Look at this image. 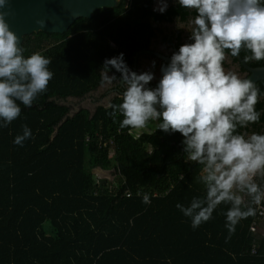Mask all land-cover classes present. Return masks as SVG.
<instances>
[{
    "label": "trees",
    "instance_id": "trees-1",
    "mask_svg": "<svg viewBox=\"0 0 264 264\" xmlns=\"http://www.w3.org/2000/svg\"><path fill=\"white\" fill-rule=\"evenodd\" d=\"M153 1L117 0L64 33L23 37V54L48 57L54 75L32 107L21 104L20 116L0 127V264H264V235L249 231L255 215L226 239L230 204L218 205L196 228L176 207L204 195L202 166L186 162L180 133L155 127L129 134L135 128H121L118 111L115 120L110 115L121 96L92 117L83 108L67 115L68 98L82 99L103 84L105 58L123 52L131 69L133 54L155 37L153 24L190 14L178 4L155 12ZM256 84L264 90V79ZM256 107L264 109V99ZM24 125L32 136L14 144ZM249 130H264V114ZM97 134L113 137L111 157L109 147H98ZM98 168H114L116 175L97 178Z\"/></svg>",
    "mask_w": 264,
    "mask_h": 264
},
{
    "label": "clouds",
    "instance_id": "clouds-1",
    "mask_svg": "<svg viewBox=\"0 0 264 264\" xmlns=\"http://www.w3.org/2000/svg\"><path fill=\"white\" fill-rule=\"evenodd\" d=\"M8 3L0 0V127L20 116L21 104L32 107L54 75L48 57L40 52L23 54L20 38L5 19ZM176 3L194 13L186 22L177 19V27L189 32L191 42L181 44L161 66L155 86H150L155 74L131 70L123 52L105 58L100 71L108 86L123 89L120 103L110 105L114 120L117 111L122 115L121 128L139 129L158 121L157 129L181 134L186 162L202 166L199 180L204 195L176 207L196 228L212 217L218 205L230 204L225 212L227 239L239 221L256 215L251 205L264 201V130H249L264 114L256 107L264 99V90L246 74L225 67L237 57L244 64L264 62V0ZM167 6L166 0H160L153 10L163 13ZM242 50L247 54L241 56ZM111 70L115 71L109 75ZM31 136L24 125L13 143L22 146ZM142 199L151 202L148 194Z\"/></svg>",
    "mask_w": 264,
    "mask_h": 264
},
{
    "label": "water",
    "instance_id": "water-1",
    "mask_svg": "<svg viewBox=\"0 0 264 264\" xmlns=\"http://www.w3.org/2000/svg\"><path fill=\"white\" fill-rule=\"evenodd\" d=\"M154 2L155 6H157V0ZM115 3V0H9V3L5 6V10L8 12L5 19L9 24L10 30L17 34L22 44L25 35L38 31L58 34L64 33L76 20L80 18H89L98 9L113 7ZM38 20H42L44 23L42 25L37 24ZM175 51L177 50H174V52ZM150 53L160 57L166 64L170 61L171 55L159 54L148 48L133 54L131 70L137 72V65H140L139 57ZM237 58L239 59V57ZM241 64L246 70L244 74L255 83L264 79V66L250 67L243 62H241ZM109 73L112 74L113 72ZM115 75L117 74L115 73ZM103 87L106 86L101 85L95 91H90L86 95L89 96L87 99L90 101V105L87 104V100L82 101L79 107L72 106L73 109H71L67 115L72 117L79 108H83L86 109L89 112V116L92 117L98 106L108 108L112 97L121 96L118 90L96 101L93 95H95L96 91L100 92ZM68 100L75 101L76 98L70 97ZM102 172L103 170L98 168L93 174L98 175ZM110 173H113L114 176L116 175L115 170Z\"/></svg>",
    "mask_w": 264,
    "mask_h": 264
},
{
    "label": "flooded vegetation",
    "instance_id": "flooded-vegetation-1",
    "mask_svg": "<svg viewBox=\"0 0 264 264\" xmlns=\"http://www.w3.org/2000/svg\"><path fill=\"white\" fill-rule=\"evenodd\" d=\"M154 1L152 5L153 9L158 7V4L160 3V0H157L158 3H157V6H155ZM166 2L168 5L167 9L171 5H177L176 0H166ZM155 12H159V11H155ZM193 14L194 13L190 12V14L186 15L185 19L181 21L186 22L187 18ZM178 18L180 17H174L171 22L160 21L157 24H153L155 28V37L151 40V43L148 47L149 49L159 54L171 55L174 52V50H178L181 44L191 42L189 40V35H190L189 32L182 28L177 27ZM141 58L145 60L146 62L144 64L140 63V65H137V69H136L137 73L148 71V70L152 71L155 74V78L150 83H157L161 76L160 68L162 65H165L166 63H164V61L160 57L154 55L153 53L145 54L141 56ZM153 61H155L154 66H153ZM241 62L243 61L242 59H240V57L239 59L231 58L229 61L225 63V67L228 69L240 72L241 74H244L246 70L241 64ZM118 90L120 91V93L123 91L122 88H118L115 85H113L111 89H109L108 91L117 92ZM107 95L109 94H106L105 96ZM103 97L100 96L98 100H101ZM76 105H79V104L77 103L72 104V106H76Z\"/></svg>",
    "mask_w": 264,
    "mask_h": 264
},
{
    "label": "built area",
    "instance_id": "built-area-1",
    "mask_svg": "<svg viewBox=\"0 0 264 264\" xmlns=\"http://www.w3.org/2000/svg\"><path fill=\"white\" fill-rule=\"evenodd\" d=\"M111 46H114V44H111ZM117 131L120 132V129H118ZM127 132L129 134H132L133 136L137 137L134 130L130 129V130H127ZM86 140H88V138H86ZM97 144H98V147H109L110 152H109L108 157H111L112 148H114V139L112 136L106 138L101 134H97ZM97 178H99V177H97ZM128 195L129 194H127V196ZM256 209H257V212H256V215L254 216V219H253V221L249 227V231L252 233H258V234L264 235V230L258 231V225L260 224L261 221L264 220V207L262 205H256ZM251 253L252 254L255 253L254 247L252 248Z\"/></svg>",
    "mask_w": 264,
    "mask_h": 264
},
{
    "label": "crops",
    "instance_id": "crops-1",
    "mask_svg": "<svg viewBox=\"0 0 264 264\" xmlns=\"http://www.w3.org/2000/svg\"><path fill=\"white\" fill-rule=\"evenodd\" d=\"M141 56H143V55H141ZM141 56L139 57V62L140 63H145L146 61L145 60H143L142 58H141ZM149 71V70H148ZM139 73V72H138ZM109 75H112L111 73H108ZM117 77H119V75H116ZM102 79H103V77H102ZM102 85H104V86H106V87H103V89L100 91V92H97V93H99V95H103V96H105L106 94H113L112 92H110V91H108L109 89H111V87L112 86H108L104 81H103V84ZM97 94H95V95H93L94 97L96 96ZM89 96H86V97H84V99H82L81 100V102H80V104L82 103V101H85L87 98H88ZM115 97V96H114ZM114 97H112V98H114ZM110 101H111V99H110ZM153 122H148L147 124H146V126L144 127V128H140L139 129V131L142 129L143 130V132H151L154 128H155V126H153V124H152ZM114 170V168H109V169H107V170H103V172L102 173H104V172H111V171H113ZM94 171H96V169L94 170ZM93 171V172H94ZM92 172V173H93ZM99 175L100 174H98V175H95V176H97V177H99ZM104 178H107V177H104Z\"/></svg>",
    "mask_w": 264,
    "mask_h": 264
},
{
    "label": "rangeland",
    "instance_id": "rangeland-1",
    "mask_svg": "<svg viewBox=\"0 0 264 264\" xmlns=\"http://www.w3.org/2000/svg\"><path fill=\"white\" fill-rule=\"evenodd\" d=\"M115 1L117 2V0H115ZM97 92L98 91H96L95 94ZM100 96L101 95H99V93H97V95L95 96L96 101L99 99ZM101 97H103V95ZM82 99H84V98H82ZM82 99H76L75 101L71 100V102L79 104V105H76V106L79 107L81 105L80 102H81ZM86 100H87V104L90 105V103H89L90 101L88 99H86ZM72 109H73V107H72ZM152 124H153V126L156 127V125L158 124V121H154ZM141 132H143L142 129L139 131V133H141ZM104 177H107L108 179H112L114 177V175H113V173H110V172L100 173L99 178H104ZM259 230H261V231L264 230V220L261 221L260 224L258 225V231Z\"/></svg>",
    "mask_w": 264,
    "mask_h": 264
},
{
    "label": "bare ground",
    "instance_id": "bare-ground-1",
    "mask_svg": "<svg viewBox=\"0 0 264 264\" xmlns=\"http://www.w3.org/2000/svg\"><path fill=\"white\" fill-rule=\"evenodd\" d=\"M140 129V128H139ZM139 129H137V128H135V129H133L134 130V132H135V134L138 136L140 133H139ZM142 133V132H141Z\"/></svg>",
    "mask_w": 264,
    "mask_h": 264
}]
</instances>
